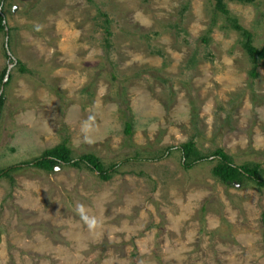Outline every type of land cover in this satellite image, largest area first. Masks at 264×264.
<instances>
[{"label": "rangeland", "instance_id": "obj_1", "mask_svg": "<svg viewBox=\"0 0 264 264\" xmlns=\"http://www.w3.org/2000/svg\"><path fill=\"white\" fill-rule=\"evenodd\" d=\"M226 4L262 48L264 0ZM0 13V171L17 168L0 177V264H264V190L223 185L214 158L186 170L178 150L264 169V63L251 78L213 1L0 0ZM63 142L119 172L23 164Z\"/></svg>", "mask_w": 264, "mask_h": 264}, {"label": "trees", "instance_id": "obj_2", "mask_svg": "<svg viewBox=\"0 0 264 264\" xmlns=\"http://www.w3.org/2000/svg\"><path fill=\"white\" fill-rule=\"evenodd\" d=\"M5 1V0H2ZM215 3V11L220 15L226 17V27L227 29L238 32L242 37V46L249 56L253 69L250 72V76L253 79L259 77L258 68L264 63V46L258 48L254 44V34L241 26L236 18H233L227 7V2H234L243 5H255L258 0H210ZM5 18L0 13V32L5 29L4 25ZM107 36H111V33L107 31ZM206 42V40H205ZM19 65H21L19 63ZM21 72H29L21 65ZM7 73V69L4 70L1 82H3L4 77ZM11 78L6 83L8 86ZM5 104L4 95L0 98V110L2 111ZM124 132L128 136L133 134V123L131 120L124 121ZM173 147L166 149L163 156L157 158L156 160H162L167 156H170L173 151ZM182 154L183 167L186 170H191L196 166L202 164L203 162L209 161L210 158H214L217 162L212 170V174L216 180L227 187H232L235 185L245 186L248 182L253 183L258 189L264 190V169L260 164L245 163L243 165H236L232 157L229 156L224 150L218 149L211 155H205L198 151L195 143L191 140L178 149ZM27 167H33L39 170H43L47 173L55 172L57 167H69L75 169L86 168L94 173H96L101 181H110L118 172L119 164L111 165L107 167L103 161L95 156L94 154H85L79 157H74L71 148L66 142L60 143L59 145L46 150L40 157L34 159L33 161L23 163ZM17 168H10L0 171V177L11 178V173Z\"/></svg>", "mask_w": 264, "mask_h": 264}, {"label": "water", "instance_id": "obj_3", "mask_svg": "<svg viewBox=\"0 0 264 264\" xmlns=\"http://www.w3.org/2000/svg\"><path fill=\"white\" fill-rule=\"evenodd\" d=\"M5 23V22H4ZM6 31L8 32V29H6ZM6 47L8 49V54L11 55L10 51H9V44L7 43L6 44ZM17 62L15 61L14 64H16ZM12 66H10L7 70V73H6V76H5V79L3 80V83H2V87H1V90H0V98L2 96V93H3V90H4V87H5V84L8 82L9 78H10V70H11ZM0 114H1V110H0ZM57 170L60 169V168H56Z\"/></svg>", "mask_w": 264, "mask_h": 264}]
</instances>
